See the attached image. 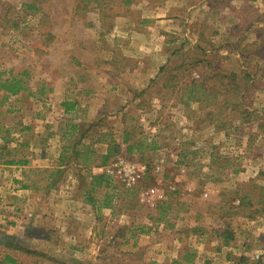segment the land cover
Wrapping results in <instances>:
<instances>
[{
	"label": "rangeland",
	"instance_id": "rangeland-1",
	"mask_svg": "<svg viewBox=\"0 0 264 264\" xmlns=\"http://www.w3.org/2000/svg\"><path fill=\"white\" fill-rule=\"evenodd\" d=\"M121 1L108 0L105 6L104 0H0V72L5 77L27 73L28 87L0 106V168H4L1 161L9 158L6 147L22 145L31 131L28 117L35 105L47 102L44 128L52 125V117H60L55 103L77 87L72 79L79 70L101 67L113 52L119 67H138L139 62L126 60L124 45L113 40L129 34L124 24H117L124 20L120 15L141 17ZM202 14H195V34H191L201 35V43L189 42L184 28L178 27L174 35L168 36L167 50L173 58L149 63L151 69H168L167 74L153 81L168 88L159 86L146 93L144 111L148 118L137 121L138 112L131 115L134 120L129 125L135 139L141 141V152L133 156L117 153L108 165L123 157L144 168L142 178L133 186L111 177L129 212H125L127 218H121V225L109 218L88 221L95 231L94 236L81 238L82 251H75L74 238L61 236L60 222L51 216L33 220L22 239L0 230V261L9 256L23 264H173L179 259V264H203L220 253L215 256L219 264H264V249H254L250 236L243 240L229 229L232 237L225 244L210 234L224 229L214 228L215 221L232 217L238 220V216L255 220L264 213V0L248 2L241 11L245 29L234 33L237 38L220 35L217 44L210 42V38L216 39L217 24L203 23ZM116 25L124 31L118 32ZM233 51L238 57L229 54ZM208 61H212L211 68ZM217 68L224 74L239 76L237 80L243 87L240 95L225 93L222 83L229 80L212 77ZM203 78L207 79V101L198 105L193 100L199 96L196 94L190 104L191 90L186 91L185 86ZM4 95L0 93V101ZM156 97L166 104L171 99L173 107L154 108ZM117 126L122 127L119 123ZM183 138L188 141L186 145ZM158 146L160 149L155 150ZM249 168L251 175L258 176L244 181L241 172ZM88 181L84 182V192L90 189ZM15 192L0 182V210L11 203ZM97 195L104 196V191ZM242 196L248 197L243 206L239 205ZM50 201L46 195L40 203L46 206ZM39 210L37 207L30 212L34 215ZM21 211L7 213L12 216L23 214ZM230 223L231 228L237 227L232 220ZM126 227L134 233L151 231L154 235L139 241L141 246L135 248L133 234L126 236L131 243L120 250L117 240L101 233L109 228L117 231L119 238ZM244 231L251 234L248 228ZM180 233L182 239L187 236L185 241H177ZM13 237L20 240L7 239ZM215 237L219 241L212 242ZM201 245H205L207 254L201 255L200 263L196 259L188 262L186 253L198 252L194 248Z\"/></svg>",
	"mask_w": 264,
	"mask_h": 264
},
{
	"label": "crops",
	"instance_id": "crops-1",
	"mask_svg": "<svg viewBox=\"0 0 264 264\" xmlns=\"http://www.w3.org/2000/svg\"><path fill=\"white\" fill-rule=\"evenodd\" d=\"M250 1L229 0L221 3L220 0H134L130 11L141 14V17L133 19L129 14L120 15L119 18L124 20L117 21L119 22L117 24L120 22L124 24L129 34L124 36L127 37L126 39L123 37L124 40L119 36L113 40L117 44L124 45V50H127L126 56L124 55L126 60L139 62L138 67L137 65L128 69L119 67L114 62L117 58L115 59L113 52L110 59L102 61L101 67L93 69L86 67L84 70H79L76 78L72 79L77 82V87L73 88L72 93L55 103L58 105L60 117L55 119L52 117V125L46 124L45 128L43 124L47 102L34 106L35 109L30 111L28 117L31 119L32 129L26 133L24 143L11 149L9 146L6 147L9 158L1 161L4 168H0V182L16 192L11 196V203L0 210V230L4 234L22 239L28 234L27 229L33 220L49 219L48 217L51 216L60 222L58 230L61 236L74 238L75 251H82L84 245L80 244L81 238L94 236L95 228L89 222L109 218L121 225V218H127L125 213L127 209L123 207L125 202L119 194V187L115 185L105 169L117 153L133 156L142 150L140 149L141 141L135 139L133 127L129 125L130 121L134 120L131 115H136L138 112L137 121L148 118V113L144 111L146 93L159 86L162 89L168 88V85H157L153 82L167 74L168 69L162 70L157 67L151 69L148 67L150 61H162V59L169 61L173 58L167 50L168 36L174 35V30L178 27L184 28L189 42L201 43V35L199 37L191 35L195 34L192 30L197 20L194 18L195 14L201 12L205 13V15L202 14L204 15L203 23L213 21L217 24L216 39L210 38L212 44L219 43V37L222 34L236 37L234 33L245 29L241 11ZM251 26H254V23ZM115 28L118 32L121 30L120 25H116ZM190 35L194 36V39ZM237 53L233 51L229 54L238 57ZM190 87L185 86L186 91H190ZM192 99L193 97L189 98L190 104L194 103L193 100L198 105L203 101L199 96ZM160 100L158 97L154 98L152 106L162 109L163 106L173 107L174 105L171 99L167 104ZM37 102L40 103L39 100ZM155 112L157 110L152 111V114ZM118 123L121 124V128L117 126ZM100 128L104 129L102 133H95ZM157 138L165 139L166 137ZM186 138L191 140L188 136ZM187 139L183 138L184 145L187 144ZM70 141H73L72 145ZM156 149L159 150L160 147ZM112 154L115 156L112 157ZM107 157L112 158L108 163H104ZM241 173L244 175L242 179L244 181L258 176L251 175L250 168L247 171L242 170ZM103 175L109 179L101 184L97 183L94 177ZM85 181H88L90 189L84 192L82 188ZM101 191H104V196L99 197L97 193ZM46 195L51 198V201L45 206L40 202ZM240 203L241 201L239 205ZM3 204L4 202L1 206ZM21 207H24L25 211ZM37 207L41 210L32 215L30 211ZM15 211H21L23 214L9 216L10 214L7 213H15ZM127 213L129 214L128 211ZM44 214L49 216L44 217ZM185 214L187 215L186 212ZM237 218L238 220L235 217L228 218L218 223L215 221L212 226H216L214 227L216 229L222 226L225 230H217L222 232L231 229L233 236L237 233V237L244 238L243 240L250 236V239H253L251 240L253 248L264 249V213L255 220L239 216ZM231 220L237 227L231 228L228 225L231 224ZM246 228L251 234L244 231ZM133 230L126 227L119 238L116 237L118 232L109 228L103 229L101 233L111 235L112 241L117 240L120 250L131 243L126 236L133 234L135 238L132 248H135L140 244L139 241L142 242L154 235L151 231L134 233ZM215 232L210 231V234L215 236ZM181 233L178 235V242L185 241L187 237L184 236L182 239ZM217 240L219 241L217 237L211 239L212 242ZM201 246L195 247L194 249L199 251L192 253L193 260H197L196 263H200L198 260L202 254L205 252L207 254L205 245ZM226 249L230 250L229 247ZM208 254L210 255L209 252ZM216 255L221 256L220 253ZM216 255H213V259H209L211 262L203 261V264H219L216 263ZM227 263L229 264V262L225 264Z\"/></svg>",
	"mask_w": 264,
	"mask_h": 264
},
{
	"label": "trees",
	"instance_id": "trees-1",
	"mask_svg": "<svg viewBox=\"0 0 264 264\" xmlns=\"http://www.w3.org/2000/svg\"><path fill=\"white\" fill-rule=\"evenodd\" d=\"M111 1V0H110ZM105 2V6H107L110 2H108V0H104ZM121 4L123 6H130L132 5V0H122ZM212 61H208V65L211 68ZM225 71L220 70L219 68H217V70L214 71V75L212 77L214 78H221V80H229V83H222V85H224V87L227 89L225 91L226 94H233V95H240V93L242 92V88L240 85V82L237 80V78L239 77L237 74H224ZM5 73H1L0 72V93L3 92L5 95L2 97V100L0 101V106H3L5 104L6 101L9 100V98L11 96H17L22 92H26L28 90V87L26 85V78H27V73L21 74V75H12L10 74L8 77L4 75ZM264 75V73H263ZM229 76V77H227ZM246 78V77H245ZM206 78H203L200 81H193L191 82V94L190 97L192 98L193 96L195 97L196 94L199 95V98L203 101H207V97H208V93L206 92V86H205V82H206ZM211 90V89H210ZM40 94H42V91L40 92ZM215 94V93H214ZM212 94V95H214ZM193 95V96H192ZM230 102V101H228ZM117 152V151H116ZM115 156L112 154V157ZM111 157V158H112ZM110 157H107L104 160V163H108L111 159ZM94 179L96 180L97 183L101 184L103 181H105L106 179H109L107 177H105V175L103 176H95ZM248 199L247 196H242L240 201V205H244L245 201ZM216 236L220 237L222 240H224L225 244H228L230 241V237L231 234L228 231H216L215 232ZM17 239L20 240L19 238L13 237V238H7V239ZM185 258L188 262H192L193 259V255L190 253H186ZM180 259L176 260L173 262V264H179ZM0 263L2 264H23L21 262H19L18 260L6 256L4 260L0 261Z\"/></svg>",
	"mask_w": 264,
	"mask_h": 264
},
{
	"label": "built area",
	"instance_id": "built-area-1",
	"mask_svg": "<svg viewBox=\"0 0 264 264\" xmlns=\"http://www.w3.org/2000/svg\"><path fill=\"white\" fill-rule=\"evenodd\" d=\"M105 171L111 177L123 180L128 186H133L142 178L144 168L126 158L120 157L110 167H107Z\"/></svg>",
	"mask_w": 264,
	"mask_h": 264
}]
</instances>
